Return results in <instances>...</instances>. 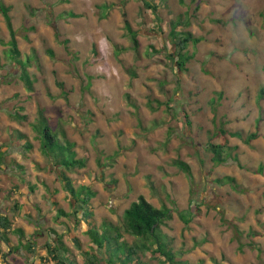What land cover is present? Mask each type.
<instances>
[{
  "label": "rangeland",
  "instance_id": "374dc122",
  "mask_svg": "<svg viewBox=\"0 0 264 264\" xmlns=\"http://www.w3.org/2000/svg\"><path fill=\"white\" fill-rule=\"evenodd\" d=\"M152 1L154 12L141 0H0L9 7L33 82L28 90L19 78L0 12V213L24 234H8L0 264H52L45 247L52 238L66 247L60 256L77 263L81 251H91L99 261L108 255L106 264H167L148 250L123 261V241L131 246L140 239L124 230L122 215L140 194L170 209L159 229L176 258L264 264V92L258 95L264 89V0ZM180 17L177 27L200 37L187 46L192 57L185 71L168 55L175 56L170 20ZM39 110L59 142L73 143L84 160L82 168L66 170L77 188L71 203L53 160L40 150ZM221 127L227 156L214 165L207 144L223 141L216 133ZM237 131L257 137L245 143L228 134ZM176 159L189 165L191 177ZM226 176L235 189L212 181ZM80 185L94 193L80 195ZM84 204L91 210L80 208ZM59 209L65 214L56 217ZM81 211L91 214L103 247L90 239ZM188 211L186 225L179 213Z\"/></svg>",
  "mask_w": 264,
  "mask_h": 264
},
{
  "label": "trees",
  "instance_id": "16d2710c",
  "mask_svg": "<svg viewBox=\"0 0 264 264\" xmlns=\"http://www.w3.org/2000/svg\"><path fill=\"white\" fill-rule=\"evenodd\" d=\"M143 4L148 7L149 9H152V11H156L158 6L152 1V0H141ZM9 7L5 6L3 3H0V12L2 16L4 17L6 27L10 33V39H9V53L14 56L12 60L13 64L16 66V68L19 69V78L21 81L25 84L28 90H32V79L30 77L29 71L27 70V65L29 64V59L26 63H24L20 57V51L17 47L16 42V35L15 30L13 29L11 18L9 15ZM181 17L175 22L173 20H170V31L168 33V38L172 44V46L175 48V56L174 53L171 51L168 55L170 59H173V65L177 68L179 71H185L187 70L186 63L191 59L192 53H189V51L186 53V49L189 43H196L200 40V37L193 36L192 32L185 28H178L177 26L181 23ZM177 21V22H176ZM126 27L129 30V33L131 35V41H132V47H137V39H136V33L130 29L129 25L127 24ZM48 53H52L51 49L47 50ZM264 92V89L259 90V97H262ZM211 105H215V100L211 99L210 101ZM215 110L216 107L214 106L213 110V116L215 117ZM171 113V112H170ZM184 122L187 124V126L190 125V121L188 119L187 114L184 112ZM171 116H174L172 113ZM39 119L41 120V123L35 124V129L37 130L38 137L40 139V150L44 155H46L48 158L53 160V168L57 172L58 178L62 181L66 196L70 200V203L73 202V198L75 197L74 193L77 188H75L72 185L71 179L68 175H66V170L74 171L75 169L82 168L84 166V160L82 158L76 157L75 151L72 149L73 143L69 142L67 139L65 142H59V140L56 138V135L52 133L50 128V125L48 124L47 118L44 116L43 111L39 110ZM217 136L219 133L223 137V141L221 143H212L211 141L207 144V150L211 152V162L214 165H219L223 163L226 160L227 155H223V147L228 145V140L224 136L227 131L221 127L219 128V132H216ZM233 134L234 136L240 137L242 140H244L245 143H250L253 139L257 137L256 132H249L243 135L242 132H229L230 135ZM64 134V133H63ZM64 136V135H63ZM213 136H215L213 134ZM23 147L25 149L31 148V143L28 141H25L23 144ZM228 149H232V147L227 146ZM229 155L231 154L228 153ZM231 157V156H230ZM3 156L0 155V163L2 162ZM234 159L237 161V157L234 155ZM173 164L178 166L183 172L187 174L188 177H191L189 165L182 160L176 159L173 161ZM1 166V165H0ZM263 165L259 167V170H261ZM17 168L22 170L23 165L18 164ZM21 180L23 181V176L21 177ZM216 184H229L232 189L236 188V185L234 184V179L230 176H226L225 178H215L212 180ZM30 190L33 189V187H29ZM79 194L82 193L85 194H93L94 192L90 189V187L86 185H80L78 187ZM88 192V193H87ZM88 197L86 199V202L88 201ZM192 200L189 201V203ZM74 202H76L74 200ZM74 205V204H72ZM216 205V204H215ZM214 205V206H215ZM17 204L14 203L13 209H17ZM86 208L87 210H91L90 207L87 206V204L80 205V208ZM59 214H65V212L62 209H59L56 213V217L59 216ZM72 214H76V211L72 212ZM14 216V213L12 214ZM91 214L87 211H81L80 217L84 220H86V223L88 224L87 231L89 233L90 239L92 242H101L99 239V233L94 229V224L88 219L90 218ZM171 216L170 209L166 207L165 204H162L160 207L154 206L152 203H150L144 195L140 194L137 196L136 200L132 201L127 208H125L123 215H122V224L123 228L126 232L129 234L138 237L140 239L139 242H135L133 245H128L127 242L123 241L125 243V247L127 250V256L126 259L123 260L126 262H129L130 254H138L137 250L143 251L148 250L150 257L154 259H159L160 257H163V262L167 264H188V262L184 259H178L175 256V253L173 251V248L162 241V233L159 229L160 224L164 221V219L169 218ZM191 212L188 211L187 213H179V217L181 220L187 225L191 219ZM80 218L77 219V224H79ZM235 233L239 231V228L237 225H233ZM16 233L21 239L24 237L23 229L16 227L12 228V218L8 217L4 212L0 213V260H2L3 256H5L6 252L3 248L2 243H5L6 245L9 243V237L8 234L10 232ZM251 231H248L249 234ZM241 232H239L240 234ZM251 234V233H250ZM239 235L236 239H240ZM74 241L79 246V242L77 238L74 237ZM104 241V239H103ZM59 244L62 246V248H59L56 244ZM21 244V243H20ZM27 248H30L33 243L32 241L28 240L26 242ZM22 245V244H21ZM244 244L239 243L238 247L239 249H242ZM249 246H253L252 244H249ZM45 247L47 249V253L50 256L49 259L53 262L52 264H106V260L109 258L107 255L106 258H101V261L96 259V257L91 254V251H81L82 256L84 257L82 263H77V259L73 258L72 260L68 257L64 256L61 257L60 254H63V251L66 252V247L63 245L62 240L60 238L54 239L52 238L50 241H47L45 243ZM99 247H103L102 244H99ZM116 249V248H115ZM258 249V248H257ZM124 259V258H123ZM142 263V262H140Z\"/></svg>",
  "mask_w": 264,
  "mask_h": 264
}]
</instances>
